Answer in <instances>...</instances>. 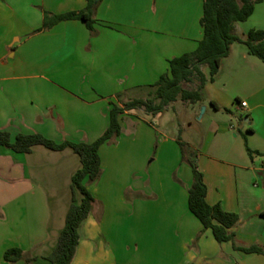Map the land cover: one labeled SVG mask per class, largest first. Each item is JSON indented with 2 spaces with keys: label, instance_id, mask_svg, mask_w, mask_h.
I'll use <instances>...</instances> for the list:
<instances>
[{
  "label": "crops",
  "instance_id": "obj_1",
  "mask_svg": "<svg viewBox=\"0 0 264 264\" xmlns=\"http://www.w3.org/2000/svg\"><path fill=\"white\" fill-rule=\"evenodd\" d=\"M99 2L91 32L81 20L44 27L46 13L80 12L87 0H0V129L13 139L37 133L57 143L94 142L109 126L112 104L154 98L169 61L195 51L204 35V0ZM251 30H264V1L233 33L244 41ZM202 71L203 101L189 110L205 106L200 120L218 121L200 145L187 144L197 152L207 202L239 215L238 246L264 248V62L235 42L214 81L208 66ZM178 103L156 117L144 109L120 117L121 135L99 151L102 175L88 187L93 210L72 264H264L263 254L217 242L191 213L193 172L173 137ZM80 168L71 148L38 145L22 154L0 146V264H26L5 261L13 247L34 264H51L46 257L65 226ZM60 185L65 199L56 197ZM129 189L137 199L128 202Z\"/></svg>",
  "mask_w": 264,
  "mask_h": 264
},
{
  "label": "trees",
  "instance_id": "obj_2",
  "mask_svg": "<svg viewBox=\"0 0 264 264\" xmlns=\"http://www.w3.org/2000/svg\"><path fill=\"white\" fill-rule=\"evenodd\" d=\"M85 10L69 12L60 15H45V28L67 20H81L93 32L96 23L95 14L99 1L87 0ZM264 0H204L201 25L204 35L197 49L175 57L169 61V70L163 74L157 83L155 96L152 99H134L119 106L112 104L109 111V126L104 134L92 143H75L56 141L44 135L19 134L14 139L11 134L0 129V146L11 149L16 153L29 154L35 146L41 145L53 151H62L71 148L80 157L81 168L72 178V204L66 216V222L61 231L57 245L53 252L46 257L51 264H72L77 247L80 243V227L90 216L93 210L94 197L89 191V185L95 183L101 176L100 148L110 144L121 135L122 127L120 117L129 111L144 109L147 114L156 117L163 114L167 107L179 100L192 104L203 101V90L208 79L202 71L203 66L210 69V81H214L219 74L223 60L230 55L231 46L235 42H243L249 48L250 54L264 62V30H251L247 39L242 40L233 33L234 27L239 22H246L253 14L257 4ZM197 77L200 87L196 91L185 89L184 84ZM159 100V103L156 102ZM179 146L183 159L188 162L193 172V183L189 189V209L201 222L204 231L211 230L215 240L219 243L232 242L237 251L246 254H263L264 248L258 245L240 247L236 244L235 227L239 223V215L227 212L221 204L210 205L207 202L208 188L204 174L197 164V156L186 149L181 142ZM249 153L251 150L247 147ZM4 259L7 263L25 261L34 264L35 258L21 248L13 247L5 252Z\"/></svg>",
  "mask_w": 264,
  "mask_h": 264
},
{
  "label": "rangeland",
  "instance_id": "obj_3",
  "mask_svg": "<svg viewBox=\"0 0 264 264\" xmlns=\"http://www.w3.org/2000/svg\"><path fill=\"white\" fill-rule=\"evenodd\" d=\"M184 87L187 90L196 91L200 87V81L197 77H195L193 79V81L185 83ZM191 104L192 103H190V102H185V101L179 100V103L176 105V107H173V110H172L173 117L175 119V122L178 125L177 127L179 128L173 134L174 135L173 137H175V136L180 137L181 142L186 144V149L191 151V153H193L194 155H196L197 152L195 150H192L187 143L191 141L193 143H197L200 145V143L202 142V136L204 135L203 133L205 132V130H207L209 127H211L218 120H217V118L211 119L210 115H207L205 120H200V117L202 116V108L205 106H202L200 109L195 108V111L192 112L189 110L191 108ZM127 137H129V136L127 135ZM180 149H181V147H180ZM124 152H125V150L123 149L120 152L119 156H121L122 158L124 156H126L127 154H125ZM134 155H137V154H134ZM134 158H137V157H134ZM124 168H125V166H124ZM101 175H102V173H101ZM100 178H101V176H100ZM100 178L95 183H97L100 180ZM62 180H64V179H62ZM62 180H58V181H62ZM128 181L132 182L131 179H129ZM136 181H137V179H136ZM95 183H93V184H95ZM93 184H91L89 186H92ZM41 190L46 195H49V194H47V193H49L47 188L45 189V187H44ZM59 190H60L58 192L59 196H56V197L65 199L64 195L61 194V192L63 190V187H61V185H60ZM126 197H127V201L129 202L133 198L137 199V194L133 195V192L129 189V190H127ZM71 199H72V195H71ZM54 202H56V200H54ZM53 204H50L49 206H53ZM55 204H59V206H61V205H63V202H61V199H59V200H57V202ZM55 204H54V206H56ZM36 264H47V263L45 261H40V262H37Z\"/></svg>",
  "mask_w": 264,
  "mask_h": 264
},
{
  "label": "built area",
  "instance_id": "obj_4",
  "mask_svg": "<svg viewBox=\"0 0 264 264\" xmlns=\"http://www.w3.org/2000/svg\"><path fill=\"white\" fill-rule=\"evenodd\" d=\"M241 106L242 107H247V103L246 102H241Z\"/></svg>",
  "mask_w": 264,
  "mask_h": 264
},
{
  "label": "water",
  "instance_id": "obj_5",
  "mask_svg": "<svg viewBox=\"0 0 264 264\" xmlns=\"http://www.w3.org/2000/svg\"><path fill=\"white\" fill-rule=\"evenodd\" d=\"M95 1L98 2L99 0H95ZM205 109H206L205 107L202 108V115L204 114ZM201 117H202V116H201ZM201 117H200V118H201Z\"/></svg>",
  "mask_w": 264,
  "mask_h": 264
}]
</instances>
